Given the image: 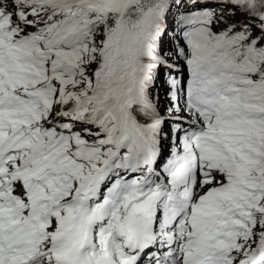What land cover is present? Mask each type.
Masks as SVG:
<instances>
[{"label": "snow or ice", "instance_id": "1", "mask_svg": "<svg viewBox=\"0 0 264 264\" xmlns=\"http://www.w3.org/2000/svg\"><path fill=\"white\" fill-rule=\"evenodd\" d=\"M0 264H264V0H0Z\"/></svg>", "mask_w": 264, "mask_h": 264}]
</instances>
